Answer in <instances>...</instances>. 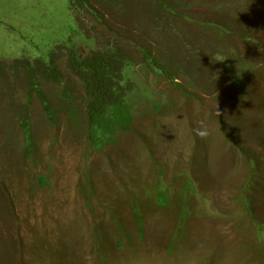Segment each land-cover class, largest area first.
<instances>
[{"label": "rangeland", "instance_id": "1", "mask_svg": "<svg viewBox=\"0 0 264 264\" xmlns=\"http://www.w3.org/2000/svg\"><path fill=\"white\" fill-rule=\"evenodd\" d=\"M162 1L79 12L89 38L69 0H0V61L53 50L75 91L41 83L52 124L0 85V234L22 264H264V0ZM66 48L130 59L131 127L99 149Z\"/></svg>", "mask_w": 264, "mask_h": 264}, {"label": "trees", "instance_id": "2", "mask_svg": "<svg viewBox=\"0 0 264 264\" xmlns=\"http://www.w3.org/2000/svg\"><path fill=\"white\" fill-rule=\"evenodd\" d=\"M131 1L69 0V7L78 29L84 36L91 38L79 16V12L89 13L95 21L102 23L101 8L109 5L113 9L120 10V8L122 9ZM155 1L166 10H169V6L164 1ZM61 47V45H57L55 49ZM66 49L68 51L67 67L82 87V93L79 98L85 109L87 131L85 139L92 147L99 149L105 142H109L114 138L116 133L127 131L131 127L133 117L127 103V96L133 87V83L130 81L126 82L122 76L125 64L130 59L118 48L89 50L82 53L73 48ZM16 82L19 83L20 88L26 89V100L29 103L34 92L37 93L44 113L52 124L56 123L55 112L49 103L48 97L40 88L41 83L62 85L61 97L63 100L74 99L75 91L64 82V74L57 65V57L53 50L48 53L47 60L42 58H34L32 60L16 58L9 62L0 61V85H5L6 88H9L14 86ZM6 92L11 95L15 93L12 88L6 90ZM12 101L10 106L13 108L17 107L18 100ZM23 117L24 114L23 116L21 115L19 122L23 132L28 133L29 122ZM3 196L4 192L0 191V214L3 210V205L4 209L8 210ZM3 238L0 234V264H17V262L22 264L20 252L7 247L6 244L9 241Z\"/></svg>", "mask_w": 264, "mask_h": 264}, {"label": "crops", "instance_id": "3", "mask_svg": "<svg viewBox=\"0 0 264 264\" xmlns=\"http://www.w3.org/2000/svg\"><path fill=\"white\" fill-rule=\"evenodd\" d=\"M211 10V9H210Z\"/></svg>", "mask_w": 264, "mask_h": 264}]
</instances>
